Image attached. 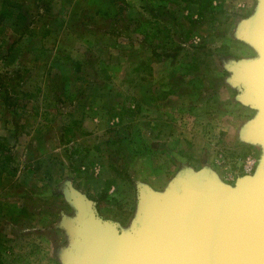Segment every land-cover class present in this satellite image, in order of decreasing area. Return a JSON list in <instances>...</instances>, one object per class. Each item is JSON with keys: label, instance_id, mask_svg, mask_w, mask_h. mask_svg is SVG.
Here are the masks:
<instances>
[{"label": "rangeland", "instance_id": "1", "mask_svg": "<svg viewBox=\"0 0 264 264\" xmlns=\"http://www.w3.org/2000/svg\"><path fill=\"white\" fill-rule=\"evenodd\" d=\"M253 4L0 0V264H59L69 185L125 226L136 186L256 165L222 67L251 54L234 36Z\"/></svg>", "mask_w": 264, "mask_h": 264}, {"label": "water", "instance_id": "2", "mask_svg": "<svg viewBox=\"0 0 264 264\" xmlns=\"http://www.w3.org/2000/svg\"><path fill=\"white\" fill-rule=\"evenodd\" d=\"M239 22L234 37L251 54L222 67L238 103L253 111L241 132L258 149L252 172L227 183L205 167H187L161 190L136 186L125 226L64 187L73 213L57 223L69 238L59 264H264V0Z\"/></svg>", "mask_w": 264, "mask_h": 264}, {"label": "flooded vegetation", "instance_id": "3", "mask_svg": "<svg viewBox=\"0 0 264 264\" xmlns=\"http://www.w3.org/2000/svg\"><path fill=\"white\" fill-rule=\"evenodd\" d=\"M225 63H223V65H224ZM228 73V72H227ZM243 128H244V126L242 127V130H243ZM181 169H183V168H181ZM184 173V170L183 171H181V174H183ZM72 213H73V211H71V213H70V215H68V216H71L72 215ZM127 224H129V222L127 223ZM63 230V229H62ZM68 236L64 233V241H63V243H62V245L59 247V251H58V255H57V259H65L64 258V256H65V248L67 247V242H68Z\"/></svg>", "mask_w": 264, "mask_h": 264}, {"label": "built area", "instance_id": "4", "mask_svg": "<svg viewBox=\"0 0 264 264\" xmlns=\"http://www.w3.org/2000/svg\"><path fill=\"white\" fill-rule=\"evenodd\" d=\"M254 161L253 159H246V162L244 163L242 167L243 174H250L253 170Z\"/></svg>", "mask_w": 264, "mask_h": 264}]
</instances>
